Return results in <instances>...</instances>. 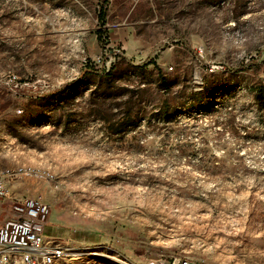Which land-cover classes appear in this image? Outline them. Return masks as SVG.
Wrapping results in <instances>:
<instances>
[{
	"label": "rangeland",
	"instance_id": "rangeland-1",
	"mask_svg": "<svg viewBox=\"0 0 264 264\" xmlns=\"http://www.w3.org/2000/svg\"><path fill=\"white\" fill-rule=\"evenodd\" d=\"M7 167L80 264H264V0H0Z\"/></svg>",
	"mask_w": 264,
	"mask_h": 264
},
{
	"label": "built area",
	"instance_id": "built-area-1",
	"mask_svg": "<svg viewBox=\"0 0 264 264\" xmlns=\"http://www.w3.org/2000/svg\"><path fill=\"white\" fill-rule=\"evenodd\" d=\"M21 175H25L23 169H0V203L9 209L0 222V264H57L53 263V255L69 257V251L76 248L45 233L49 206L39 198L13 190V183ZM151 264L199 263L176 258L167 263L155 260Z\"/></svg>",
	"mask_w": 264,
	"mask_h": 264
},
{
	"label": "bare ground",
	"instance_id": "bare-ground-1",
	"mask_svg": "<svg viewBox=\"0 0 264 264\" xmlns=\"http://www.w3.org/2000/svg\"><path fill=\"white\" fill-rule=\"evenodd\" d=\"M93 254H94L95 258H93L91 256ZM82 255H83V252H77L74 250L69 251V257H65L64 255H53V263H57V264H80L79 260H78V256H82ZM91 255L89 257L93 261L102 262L105 264H128L124 260H122V259L118 260L112 256L97 254L94 252H91Z\"/></svg>",
	"mask_w": 264,
	"mask_h": 264
}]
</instances>
